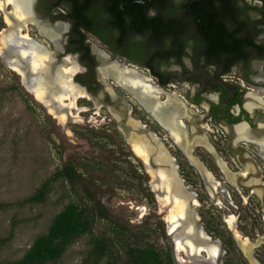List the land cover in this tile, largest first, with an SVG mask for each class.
<instances>
[{
	"label": "rangeland",
	"instance_id": "374dc122",
	"mask_svg": "<svg viewBox=\"0 0 264 264\" xmlns=\"http://www.w3.org/2000/svg\"><path fill=\"white\" fill-rule=\"evenodd\" d=\"M5 10L0 8V35L17 29L15 24L9 26L6 22V13L13 12V6H7ZM21 30L50 48V41L38 34L33 22ZM68 59V62L73 61ZM141 72L153 79L146 70ZM238 77L239 74H233L227 80L243 83ZM108 89L133 106L134 119L148 123L150 130L160 138L166 134L158 123L147 117L136 95L118 84ZM254 89L264 95L263 88ZM178 93L181 92L173 95ZM152 96L166 104L173 101L164 91H157ZM78 107L81 111H75L67 122H60L35 98L23 76L8 65L0 52V264H12L22 259L48 233L60 212L71 205L89 203L87 197L90 196L94 201H101L108 218L98 221L91 232L73 242L63 258L53 264H96L92 253L99 239L107 240L110 248V253L100 264H119L129 246L154 249L165 264H173L167 222L173 204L161 203L154 190V185L159 187L160 183L154 182L146 165L133 152V141L119 124L120 115L112 107L87 98L79 99ZM181 120L186 125L185 131L191 135L196 128L185 118ZM133 123H130L132 127ZM205 127L207 138L201 140L200 136V142L187 152L195 159L192 164L200 163L202 169L211 173L213 182L218 185L216 191L210 184L207 186L198 168L188 162L187 156L174 146L173 141H168L172 158L177 159V164L184 170L186 187L196 194L198 224L213 242L223 243L228 253H223L221 264H264V241L259 242L264 237V217L258 212L257 195H252V192H260L241 188L234 181L240 171H235L237 165L228 160L222 144L217 143L215 147L223 153L224 163L218 161L217 165L214 162L207 151L211 150L208 142L214 145L208 129L218 128L211 124ZM65 166L73 167L81 176L75 188L64 177H58ZM228 169L238 173L234 177ZM44 185L49 186L45 201L34 202L33 198ZM250 196L253 197L250 199ZM174 197L177 196L172 194V200ZM230 216L235 217L236 231L249 242L248 247L232 238L226 222ZM181 226L177 228L175 238L187 239L194 244L186 237L194 234L193 225L184 226L185 237L179 234ZM207 257L205 253L196 256L177 250L181 264H203Z\"/></svg>",
	"mask_w": 264,
	"mask_h": 264
},
{
	"label": "flooded vegetation",
	"instance_id": "af4514ba",
	"mask_svg": "<svg viewBox=\"0 0 264 264\" xmlns=\"http://www.w3.org/2000/svg\"><path fill=\"white\" fill-rule=\"evenodd\" d=\"M32 12L38 34L51 43L48 48L40 42L52 55L51 67L63 70V65H76L79 71L73 82L85 91L87 99L115 109L120 115L119 124L132 141L130 123H136V133L152 138V146H156L157 151L164 150L170 157L168 163L160 165L153 160V164L164 167L176 182L179 179L194 199L196 194L186 187L184 170L177 164V159L172 158L169 139L187 156L188 162L198 168L203 181L209 185L197 162L192 164L195 159L179 147L158 116L173 122L187 140L188 149L200 142V138H207L205 125L218 128L208 129L214 145L207 141L211 146L207 151L217 165L218 161L224 163L223 153L215 147L217 143L222 144L228 160L237 165L235 171H240L235 173L228 169L230 175L238 173L245 185L259 186L260 193L252 192V195H257L258 212L264 217V155L258 145H250L247 138H241L232 127L241 122L251 123V115L255 119L260 118L258 112L261 111L249 113L246 103L254 97L259 104L260 94L254 88L264 89V0H34ZM40 25L62 27L56 42L43 35ZM68 58L73 63L68 62ZM170 62L178 70H169ZM110 65H116L120 70L136 71L145 82L152 84L156 92L164 91L173 98L172 103L166 104L152 94L147 99L150 105L146 106L137 97L147 117L163 128L166 134L162 138L150 130L148 123L133 118L135 110L124 97L110 92L109 86L117 84L126 89L102 74V70ZM141 70H146L153 79L146 77ZM233 74H239L243 83L228 81L227 78ZM174 92L181 93L176 96ZM214 94L218 101L210 99ZM181 118L196 128L191 135L185 131L186 125ZM240 127L247 130L244 125L237 126L236 130ZM247 133L251 136L252 132ZM241 153L254 158L256 166L249 164V173L258 177L255 182L253 177L246 180L248 175L244 170L250 167L240 157ZM181 196L189 199L187 195ZM198 205L195 203L196 207ZM193 215L199 221L196 213ZM192 225L194 238L197 229ZM198 225L201 232L202 226ZM204 233L209 236L208 240L216 243L207 232ZM262 240L264 237L259 242ZM224 253H228L225 247ZM210 261L207 257L203 264Z\"/></svg>",
	"mask_w": 264,
	"mask_h": 264
},
{
	"label": "bare ground",
	"instance_id": "6f19581e",
	"mask_svg": "<svg viewBox=\"0 0 264 264\" xmlns=\"http://www.w3.org/2000/svg\"><path fill=\"white\" fill-rule=\"evenodd\" d=\"M33 2L34 0L0 1V8L3 9L4 12H6L5 9L7 6H13V12L6 13L7 24L9 26L15 24V27L19 26L17 22H21V24H23L17 29L15 28L16 30L14 32H8L5 34L3 33L0 35V52L7 61L8 65L13 68V70H16L19 74H21V76H23L25 84L33 93L35 98L44 103V105L48 107L49 112L55 118L59 119L60 122L65 123L70 119L71 116L74 115L75 111H81V108L78 107L79 99L87 98L88 96L85 91H83L73 82L74 75L79 71V68L76 65H73L70 68H63V70H54L51 67V61L53 60L51 57L52 55L48 49L43 47V45H41L39 42L32 39L30 34L24 33V31L21 30V27L24 29L27 23L33 22L35 24L32 12ZM13 19L17 20V22ZM39 29L43 35L48 36L53 41L59 37L60 32L62 31V27L52 28L43 25H40ZM22 60H25L27 64H30V69L36 74L34 77L29 78L27 76V66L22 62ZM102 74L107 78H111L114 81L121 83L126 88V90L137 95V97L146 106L148 104V96L156 94V90H154L152 85L145 83L142 77L139 76L136 71L131 69L126 68L124 70H120L116 65H110L102 70ZM55 102L57 104L56 106ZM154 113L157 114L155 110ZM160 117L158 116L160 122L165 125V127L169 128L172 137L179 147L185 152L188 151V142L185 140L180 130L175 128L171 120H163ZM133 125V136L130 135L134 139L131 143L132 150L135 155L146 165L147 171L149 174H151L154 182L158 181V183H160L161 187L154 185V190L157 193L161 203L166 205L172 202L173 206L171 207V213L169 212L170 214L168 216L167 222L169 223V233L175 234L177 228L180 225H182L180 229L185 225L184 221L188 215L187 199L181 197L176 192L175 187L177 182L174 176H172L167 170L159 168V170L156 171L150 166L152 163V154H156L153 156L155 158L153 160L157 164L162 165L164 163H168L169 157L167 154H165V151H157L156 146H152V138L147 139L146 136H140V134L138 135L136 133L138 132L137 124L133 123ZM130 126L132 125L130 124ZM237 132L241 138H248L249 136L247 133L248 131L244 130L242 127L238 128ZM154 139L155 137H153V140ZM197 165L200 167V170L203 171V176L208 184H210L211 189L216 191L218 189V185L213 182L211 173L206 172L204 168L202 169L200 164L197 163ZM168 176L173 177V179L169 178ZM172 194L177 196L176 198L174 197L173 200L171 198ZM196 201L194 203H196ZM234 218L235 217L230 216L226 222L232 232H234V235L239 240L240 244L244 247H248L250 245L249 242H247V240L236 231L237 227H235L236 221ZM189 231L192 232L191 227H189ZM202 231L203 230L200 232L201 236L208 240L207 237L209 236H207L204 231ZM193 232V235H195L194 227ZM193 235H187L186 237L191 239ZM175 239L177 250L186 251L191 255L199 256L205 253L211 261H215V259L221 255V251L218 245L215 243H212L210 246H197L195 243L194 245L187 239L184 240L178 237Z\"/></svg>",
	"mask_w": 264,
	"mask_h": 264
},
{
	"label": "trees",
	"instance_id": "16d2710c",
	"mask_svg": "<svg viewBox=\"0 0 264 264\" xmlns=\"http://www.w3.org/2000/svg\"><path fill=\"white\" fill-rule=\"evenodd\" d=\"M58 177H64L75 188L81 176L73 167L65 166ZM48 187L44 185L33 201L43 203L49 193ZM88 193L90 194L89 191ZM87 199L89 203L71 205L60 212L55 217L48 233L34 244L28 254L12 264H53L61 260L73 242L91 232L98 221L108 218L101 201H94L91 196ZM109 253L107 240L96 241L92 253L96 264H100ZM122 259L119 264H165L154 249L133 246L127 248L126 256Z\"/></svg>",
	"mask_w": 264,
	"mask_h": 264
},
{
	"label": "water",
	"instance_id": "95a60500",
	"mask_svg": "<svg viewBox=\"0 0 264 264\" xmlns=\"http://www.w3.org/2000/svg\"><path fill=\"white\" fill-rule=\"evenodd\" d=\"M12 17V16H11ZM14 21H16L17 22V20H15V19H13ZM17 24L19 25V26H21V25H23V24H21V22H17ZM19 26H17L16 28H18ZM22 62L23 63H25L26 64V68H27V76L29 77V78H31V77H34L36 74L34 73V72H32V70L30 69V64L28 63H26L25 62V60H22ZM262 99H264V97L262 96ZM57 104H56V102H55V106H56ZM260 110V109H259ZM261 111H262V107H261ZM249 113H251V112H249ZM259 113V112H258ZM262 114H264V112L262 113ZM250 120H251V123H246V122H241V123H239V124H237L235 127L234 126H232L233 127V129H234V131H237L236 130V128H237V126H240V125H244V126H249V127H251V129L252 130H257V129H259V124H258V122H257V120L253 117V115H251V117H250ZM236 156H237V154H235ZM243 154L241 153L240 154V157L242 156ZM154 155H152L151 156V167L154 169V170H156V171H158L159 170V168H162L163 170H165V168L164 167H159V166H155L154 164H153V159H154V157H153ZM234 157L236 160L238 159V157ZM240 160V159H239ZM240 162H242V160H240ZM239 179L237 180V183H238V185L241 187V188H247V189H250V190H258L259 189V186H253L252 188L250 187V186H246L243 182H241L240 181V179L242 178V176H240L239 175ZM178 178V177H177ZM243 179V178H242ZM176 192L178 193V194H180V196H181V194L182 195H187L188 196V198L189 199H187V204H188V211H187V217H189V220H185L184 222H185V225L186 224H189V223H192V224H194V226L196 227V229H197V231H196V236L193 238H191V240L197 245V246H210L211 244H212V241L211 240H206L205 238H203L202 236H201V234H200V231H199V225H198V221H197V219L194 217V213H195V209H196V206H195V199L191 196L192 194L191 193H189L185 188H184V186H183V184L181 183V181L178 179V181H177V185H176ZM182 197V196H181ZM186 200V199H185ZM263 203H264V199H263ZM184 225V226H185ZM184 228V227H183ZM183 228H181L180 229V231H179V234H181L182 236H186L187 234H186V232L184 231V229ZM168 229H169V226H168ZM230 232H232L231 230H229ZM233 234V233H232ZM180 235V236H181ZM200 235V236H199ZM207 235V234H206ZM234 235V234H233ZM176 236H178V235H176ZM235 237V236H234ZM235 239H236V241L238 242V243H240L239 242V240L235 237ZM168 243H169V245H170V248H171V251H170V255H171V258H172V260H173V263L174 264H181L180 262H179V260H178V258H177V247H176V239H175V234H173V233H168ZM217 245H218V247H219V249H220V251H221V255L215 260L216 261V264H221V258H222V256H223V253H224V246H223V243L222 242H220V243H216ZM208 264H214V261H210Z\"/></svg>",
	"mask_w": 264,
	"mask_h": 264
},
{
	"label": "crops",
	"instance_id": "0c3cea01",
	"mask_svg": "<svg viewBox=\"0 0 264 264\" xmlns=\"http://www.w3.org/2000/svg\"><path fill=\"white\" fill-rule=\"evenodd\" d=\"M259 94V93H258ZM264 96V95H263ZM259 99H261V101H259V104H257V100L254 99V97H250L249 100L247 101L246 103V108L248 109L249 112H253L255 110H259L261 111V107H262V111L259 112L260 113V118L259 119H256L258 124H259V129L257 130H252L251 127L249 126H246L247 130L249 132H252L251 133V136H249L247 138V142L250 143V145L252 144H255V145H258L259 147V150L263 153L264 155V114H262L264 112V99H262V95L260 94V96H258ZM259 130V131H258ZM259 132V133H258ZM257 135V136H256ZM241 158L243 159L244 162L248 163V166L249 164H251L250 166L252 167H255V161H254V158H252V155L250 156V154H243L241 156ZM249 166V167H250ZM251 167L244 170L245 172V175H248V177L246 178V180H248L249 178L253 177V182H255L254 180H256V178L258 177H255L254 175L252 176V174H250L249 172L251 171ZM235 177V176H234ZM240 178V177H239ZM238 178V179H239ZM237 176L234 178V181L236 180L237 182ZM251 180V181H252ZM252 183V182H251ZM247 185V184H246ZM247 186H250L249 184ZM251 188L253 186H250ZM259 192V190H258Z\"/></svg>",
	"mask_w": 264,
	"mask_h": 264
},
{
	"label": "clouds",
	"instance_id": "9594fccd",
	"mask_svg": "<svg viewBox=\"0 0 264 264\" xmlns=\"http://www.w3.org/2000/svg\"><path fill=\"white\" fill-rule=\"evenodd\" d=\"M170 63L172 64V66L169 70H173V71L178 70L177 66L174 63H172V62H170ZM210 99H213L214 101H218V96L214 94V95L210 96Z\"/></svg>",
	"mask_w": 264,
	"mask_h": 264
}]
</instances>
